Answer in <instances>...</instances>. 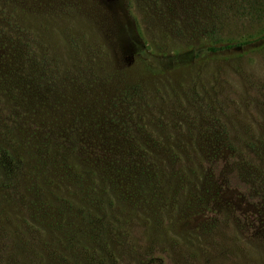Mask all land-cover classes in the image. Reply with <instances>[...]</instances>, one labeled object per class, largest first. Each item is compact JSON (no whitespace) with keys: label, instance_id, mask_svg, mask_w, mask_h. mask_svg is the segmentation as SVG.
Returning a JSON list of instances; mask_svg holds the SVG:
<instances>
[{"label":"rangeland","instance_id":"374dc122","mask_svg":"<svg viewBox=\"0 0 264 264\" xmlns=\"http://www.w3.org/2000/svg\"><path fill=\"white\" fill-rule=\"evenodd\" d=\"M263 30L264 0H0V264H264V45L208 50Z\"/></svg>","mask_w":264,"mask_h":264},{"label":"trees","instance_id":"16d2710c","mask_svg":"<svg viewBox=\"0 0 264 264\" xmlns=\"http://www.w3.org/2000/svg\"><path fill=\"white\" fill-rule=\"evenodd\" d=\"M255 44L264 45V30L262 32H260L256 37H254L250 40L234 43L231 45H226L223 47H209L208 50L210 53L215 54V53H219V52L226 51V50L228 51V50H232V49L243 48L245 46L250 47V46L255 45ZM60 123H62V121H60ZM60 132H62V131H60ZM74 133H76V135H77V133L81 134L79 131L74 132ZM66 138H67L66 136H59L56 141L62 143V142H65ZM79 141H80V139H78V137H73L72 142H71L73 144L74 149L77 151L81 148V147H79ZM62 149L66 150V147H63ZM64 158H65V156H62V160Z\"/></svg>","mask_w":264,"mask_h":264}]
</instances>
